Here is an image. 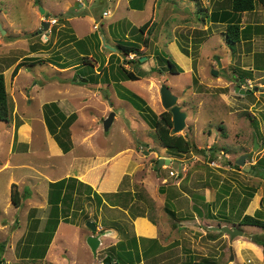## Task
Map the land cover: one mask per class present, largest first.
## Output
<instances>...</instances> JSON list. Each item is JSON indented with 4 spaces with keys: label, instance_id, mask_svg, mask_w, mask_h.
Returning a JSON list of instances; mask_svg holds the SVG:
<instances>
[{
    "label": "rangeland",
    "instance_id": "obj_1",
    "mask_svg": "<svg viewBox=\"0 0 264 264\" xmlns=\"http://www.w3.org/2000/svg\"><path fill=\"white\" fill-rule=\"evenodd\" d=\"M68 1L0 0V24L5 29V33L0 30V73L10 104L9 120H0V209L6 207L12 188L19 190L25 184L31 193L27 196L45 206L49 183L74 177L86 185L79 186L74 200L68 197L61 208L71 216L68 221L81 226V235L93 233L88 221L100 226L105 245L98 264H104L109 250L121 248V242L134 251L153 246L145 264H194L204 259L254 264L249 250L255 252V247L247 242L252 236L264 239V228L241 225L240 219L245 214L264 219V6L258 5L257 12L244 19L243 12L235 15L244 25L243 35L254 37L233 48L225 40L226 24H211L207 14L230 8V0H151L153 17L136 9L128 14L123 7L115 11L108 0H85L90 7L85 10H109L101 17L76 19L78 36L63 14L70 4L81 9L69 12L73 15L84 16V8L76 1L65 7ZM47 13L56 23L44 30ZM146 22L148 26L140 31ZM74 36L90 44L87 65ZM119 42H138L141 61L139 55L125 56ZM161 56L172 58L182 70L172 72L159 60ZM79 62L82 65L77 67ZM121 67L140 75L139 79H125ZM144 73L150 77L141 76ZM163 84L178 96L187 113L182 131L174 133L173 126L169 130L193 143L189 152L165 147L157 129L121 96L128 91L140 95L160 118L170 111L161 101ZM238 85L245 90L251 85L253 92L241 94ZM52 102L66 114L60 128L68 135H59L71 142L67 152L45 121V104ZM111 111L115 120L105 130L104 120ZM242 155L247 156L248 171L236 163ZM28 175L34 179L25 178ZM89 186L102 196L101 203L93 192L89 195ZM36 202L33 205L38 206ZM195 204L203 210L202 217L193 211ZM47 213L50 216L51 205ZM57 214L50 220L56 221ZM148 220L158 227L155 240L143 237L155 231ZM219 225L244 234L231 238L210 228ZM37 246L40 251L41 245ZM123 257L126 262L132 259ZM258 257L264 259L260 252Z\"/></svg>",
    "mask_w": 264,
    "mask_h": 264
},
{
    "label": "crops",
    "instance_id": "obj_2",
    "mask_svg": "<svg viewBox=\"0 0 264 264\" xmlns=\"http://www.w3.org/2000/svg\"><path fill=\"white\" fill-rule=\"evenodd\" d=\"M75 1L80 5L79 7L84 8V13L85 15L78 16L71 14L73 11H76L80 13L81 9H73V5H69L71 7H66L69 2H74ZM95 0H90L89 3L94 2ZM113 3L114 10L117 11L121 7L126 10V13L128 14L132 9L130 5V0H108ZM85 0H69L65 7L67 8L66 11L64 12V20L66 23H72L73 26L71 28L74 30V33L77 35V28L79 27L75 24V20L78 18H88L91 19L93 16H99L101 17L103 15V12L109 10V7H106L105 9L102 10L101 13L92 11L90 12L89 10H85L86 8L90 9L88 4L86 5ZM260 5V3H257L255 9L253 11H245L242 13V18L249 14V13H256L257 12V6ZM261 7L264 6V3H261ZM64 7V8H65ZM259 7V6H258ZM62 9V8H61ZM156 9V5H155ZM136 10H142L146 11L147 17H153V14L151 12H154L153 10V4H149V0H146L144 2V5L141 9H136ZM72 11V12H71ZM148 11L150 13L148 14ZM71 12V13H69ZM211 10L209 11V14L211 16ZM126 14V15H127ZM152 14V16H151ZM210 23H217L212 21L211 17ZM106 17V16H104ZM146 17V18H147ZM120 16L118 17V21H120ZM96 23V22H95ZM115 22H112L109 24V27L112 26ZM259 22H254V24H258ZM71 24V25H72ZM218 24H226V23H219ZM64 25V24H63ZM103 25V24H102ZM136 26V25H134ZM227 26V25H226ZM94 27V25H93ZM244 25H242V28ZM97 29V28H96ZM86 32V31H84ZM93 33V32H92ZM91 34V32H90ZM78 36V35H77ZM77 36H74V41H78L76 39ZM254 37V35L250 36H243L242 39L239 41L241 42L243 39H250ZM256 37V36H255ZM78 38V37H77ZM255 39V38H254ZM80 40V39H79ZM238 42V43H239ZM237 43V44H238ZM89 45V44H88ZM114 50V49H113ZM83 56V55H82ZM81 62V61H80ZM80 62L77 65H80ZM76 65V66H77ZM243 78V77H242ZM250 77H247L246 80H249ZM25 153V152H24ZM23 165V164H22ZM34 174L37 173L35 170L33 172ZM40 176V173H37ZM33 175V174H31ZM31 175L26 176L25 178L34 179ZM30 182V181H29ZM34 182V181H32ZM50 182V181H49ZM52 182V181H51ZM11 184V180L8 183V188ZM50 185V183H49ZM25 187L20 186V189L18 190L20 192V195L22 196L20 205L17 206L13 203V200L11 198V191L9 193V198H7V205L4 209H0V260H2L1 264H98L97 263V256L100 255V250L103 249L105 243L101 239V244L97 250V256H94L89 244L87 243V237L91 235L92 233H86L81 235V226L75 222L68 221L67 219L70 218L71 216L67 217H61L58 224L56 225V228L53 231L52 234V228L48 224V213H47V207L51 205L49 203V191L48 193L46 192V205L45 206H39V204L29 198L31 195L30 191H28V196L24 195L25 190H27L26 184L24 185ZM49 188V187H48ZM10 190V188H9ZM29 190V189H28ZM34 195V194H32ZM34 202L38 204V206L33 205ZM12 203V204H11ZM13 207V208H12ZM7 208H10V210ZM66 219V220H65ZM66 221V226L62 228V225ZM154 227L155 231L151 235L143 236V237H148L150 240H155L158 238L157 233H158V227L156 224L148 220ZM71 223V224H70ZM98 229L100 226L96 224ZM49 227V229H48ZM71 232V233H70ZM141 234V233H140ZM52 235V237H51ZM146 235V234H143ZM154 235V236H153ZM74 237V241L73 240ZM251 241L247 242L248 244L250 243L252 246L255 248V252L259 255L260 254L264 255V246L261 244L256 243L255 241L252 240V238H249ZM119 241V240H118ZM114 242L113 244L110 245V247H115L117 245V242ZM158 241V240H157ZM4 242V243H2ZM154 242V241H153ZM152 242V243H153ZM40 244L42 249L40 251H37V245ZM153 246H148L146 249H140L139 248V256H140V261H137L134 264H145L147 258L149 257V253L151 252L150 250L152 249ZM128 248V247H127ZM39 250V248H38ZM115 251H120V247H116ZM254 250H249V254L254 256L255 258V263L254 264H264V259L261 260L258 255H256ZM110 253V250L108 251ZM106 254L105 256H110L109 254ZM113 254H116L114 252ZM112 258V257H111ZM83 261V262H82ZM115 261H113L114 263ZM164 262V261H162ZM170 264H193L190 263L189 261L185 262H177V263H170Z\"/></svg>",
    "mask_w": 264,
    "mask_h": 264
},
{
    "label": "trees",
    "instance_id": "obj_3",
    "mask_svg": "<svg viewBox=\"0 0 264 264\" xmlns=\"http://www.w3.org/2000/svg\"><path fill=\"white\" fill-rule=\"evenodd\" d=\"M146 0H130V5L132 8L141 9L144 5V2ZM257 3H264V0H230V8H222L220 10H215L211 13L212 21L219 22V23H226L227 29L224 32L225 34V40L227 44L234 48V46L242 39L245 34L246 30L242 28V25L240 24V19L237 20L234 19L235 15H239L242 12L245 11H253L257 5ZM240 16V15H239ZM148 26V22H146L143 26L139 28L140 31H144V29ZM244 30V31H243ZM243 35V36H242ZM75 37H73L74 40ZM143 43L145 46H148V38L143 39ZM77 44L80 46L81 50L83 52V62L84 64H89V60H87L88 55V44H85L84 40H78ZM90 46V44H89ZM119 49L122 51V53L127 56L130 53H136L139 55L138 61H141V46L138 42H134L131 44L126 43H118ZM141 55V56H140ZM160 61L165 62L167 68L171 70L174 73H179L182 69L181 67L172 59L169 57H159ZM64 65V64H62ZM82 64H80L81 66ZM93 65V64H92ZM66 67V66H62ZM77 67H79L77 65ZM19 69V66H17L14 70V72H17ZM120 74H123L125 79H131V80H137L139 79L140 75H137L133 71L127 70L124 67H121V70L119 71ZM141 76L150 77L149 74H141ZM122 98L129 100L141 113L142 117L146 120V122L153 127L154 129H157V136L158 140L168 149L174 150L178 153H185L189 152L193 146V143L190 141H183L182 138L173 136L172 132L169 130L173 126V120L171 119L172 113L171 111H165L162 116L159 118L154 111H152L149 106L147 105L146 100H144L140 95L128 91V95L121 94ZM44 114H45V121L47 123V127L49 131L55 135L57 141L61 145V147L67 152L71 149V142L67 143L65 139L59 135V132L66 133L64 130H61L63 124V119H66V114L60 109L57 103H46L44 107ZM10 115V104H9V94L7 92L6 88V82L5 77L3 73H0V120L8 121ZM75 114L72 116V121L75 119ZM61 126V128H60ZM60 129V130H59ZM68 135V134H67ZM263 163L262 160L260 162ZM68 183V184H67ZM67 184V185H66ZM86 185L82 181H80L77 178L70 177L68 179L64 178L55 182H50L49 185V203L51 204V214L48 219V223H51L53 226V231L56 228L58 221V218L67 217L69 216L68 211L62 210V203L63 201H66L68 197H70V201L74 200L73 194L79 188V186ZM90 187V186H89ZM67 190L69 191L68 194H64L63 192ZM89 192L92 194V189L90 187ZM28 191L25 190V194L27 196ZM72 194V196H69V194ZM96 198H98L99 203L103 201V198L100 194L97 192H93ZM11 198L13 200V203L17 206L20 205L22 196L20 195V192L18 190L11 191ZM211 204V203H210ZM57 220L51 221V215L56 214ZM62 213V214H61ZM241 225H251V226H258L264 228V219L250 215L245 214L240 219ZM52 237V235H51ZM252 240L255 241L258 244H261L264 246V239L263 238H257L252 236ZM121 246L120 251H115L116 248H112L110 250L109 255H111V264H134L135 260L140 261V254L139 250L134 251L132 248H127L125 242H121L119 244ZM136 246H138L136 244ZM116 252V254H113ZM130 255L132 259L129 260V262H126L124 260L123 255ZM136 255V256H134ZM113 261H115L113 263ZM2 263V260H0V264ZM194 264H216L213 263L210 260L204 259L201 261H194Z\"/></svg>",
    "mask_w": 264,
    "mask_h": 264
},
{
    "label": "water",
    "instance_id": "obj_4",
    "mask_svg": "<svg viewBox=\"0 0 264 264\" xmlns=\"http://www.w3.org/2000/svg\"><path fill=\"white\" fill-rule=\"evenodd\" d=\"M41 12H45V9L43 7L40 8ZM50 17V14H45V19L42 21V27L44 30H47L50 27V20L48 19ZM0 30L2 33H5V29L2 28V25L0 24ZM114 49V48H113ZM145 58V57H144ZM142 58V59H144ZM217 60L219 62V66L221 65L219 58L217 57ZM214 74H217L216 71H213ZM83 81H86V79H83ZM255 90H259V87H256ZM236 91L240 92L241 94L251 93L253 92V89L245 90L241 86H236ZM160 94H161V101L165 109L170 110L172 113V119H173V132L178 133L182 131L186 127V119H187V113L182 110L181 106L178 104V96L172 92V90L169 88L168 85L163 84L160 88ZM111 104V103H110ZM112 106V104H111ZM116 113L114 111H111L109 113V116L104 120V129L108 130L110 126L113 124L115 120ZM257 147V143H256ZM246 155H242L238 160L236 161L237 165H242L245 170H250V164H245V158ZM162 158L159 161V166L162 165ZM166 163L170 164L171 159L167 158ZM193 211L200 217L204 215L203 210L198 205H193ZM87 226L92 230V234L87 237V243L89 244L94 256H97V250L101 244V235L98 233V227L94 221H88ZM211 229L219 230L222 232H226L230 235L231 238H234L237 235H243L244 231L230 227L228 225H219V226H210ZM233 259V256L231 257ZM104 264H111V257L107 256L103 260Z\"/></svg>",
    "mask_w": 264,
    "mask_h": 264
},
{
    "label": "built area",
    "instance_id": "obj_5",
    "mask_svg": "<svg viewBox=\"0 0 264 264\" xmlns=\"http://www.w3.org/2000/svg\"><path fill=\"white\" fill-rule=\"evenodd\" d=\"M107 13H108V11H105V12H104V14H107ZM50 21H51V24H52V25L56 23V19H51ZM134 55L138 56L136 53H130V54H128L127 56H131L132 58H134ZM136 56H135V57H136ZM251 87H252V86L250 85L249 88L251 89ZM245 89H246V88H245ZM249 262H250V260H249Z\"/></svg>",
    "mask_w": 264,
    "mask_h": 264
},
{
    "label": "clouds",
    "instance_id": "obj_6",
    "mask_svg": "<svg viewBox=\"0 0 264 264\" xmlns=\"http://www.w3.org/2000/svg\"><path fill=\"white\" fill-rule=\"evenodd\" d=\"M51 22V21H50ZM51 24V23H50Z\"/></svg>",
    "mask_w": 264,
    "mask_h": 264
}]
</instances>
